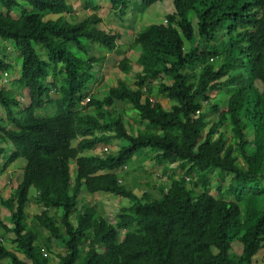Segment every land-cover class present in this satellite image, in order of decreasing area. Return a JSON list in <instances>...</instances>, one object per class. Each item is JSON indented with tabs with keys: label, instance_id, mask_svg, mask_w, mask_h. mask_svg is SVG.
<instances>
[{
	"label": "trees",
	"instance_id": "16d2710c",
	"mask_svg": "<svg viewBox=\"0 0 264 264\" xmlns=\"http://www.w3.org/2000/svg\"><path fill=\"white\" fill-rule=\"evenodd\" d=\"M162 2L109 0L122 21ZM99 3L84 0V9L95 12ZM174 6L166 23L135 37L140 69L129 58L119 64L126 76L134 74V86L119 80L91 98L88 84L105 58L90 57L89 46L114 52L120 35L101 29L96 13L68 21L67 0H0L4 84L16 73L14 62L20 67L19 94L0 89L6 114L0 116V174L18 183L0 199L11 225L0 211V228L14 235L7 242L15 245L8 249L0 238V263L51 264L54 240L66 250L59 264H255L264 248V0H174ZM7 41L18 53L13 63L3 56ZM156 86L173 102L169 109L154 99ZM216 92L229 95L224 109L212 103ZM121 108L136 113L144 127L137 134ZM39 110L45 115L37 116ZM115 141L126 143L115 154L92 153ZM144 150L155 153L165 174L177 172L158 199L148 191L138 197L117 173ZM22 158L21 172L11 175ZM97 193L132 205L112 224L87 204L85 195ZM29 204L40 210L31 222ZM236 242L241 254L233 251Z\"/></svg>",
	"mask_w": 264,
	"mask_h": 264
},
{
	"label": "rangeland",
	"instance_id": "374dc122",
	"mask_svg": "<svg viewBox=\"0 0 264 264\" xmlns=\"http://www.w3.org/2000/svg\"><path fill=\"white\" fill-rule=\"evenodd\" d=\"M69 4L72 6V11L67 13L65 16L68 21L71 22H81L86 17L96 13L102 20V24L99 25V27L106 32H114L116 34L120 35V38L117 41V48L114 52H108L103 47H100L99 45H90L89 46V53L90 57H104L105 61L103 63H100L96 65L95 67V79L89 84V96L92 97H102L103 92L107 91V89L111 87H115L118 85L119 80H125L127 81L131 86H134L135 83V76L134 74H131V76H126L124 73H122L119 70V64L124 58H129L131 61V65L134 69V71H137L140 69V66L137 63V59L139 56V51L134 50L132 47L133 41L137 34L143 30L145 27H147L150 24H164L166 23V15L171 14L175 12V6H174V0H163V2L160 5H153L144 13H139L137 15V18L135 17L134 20L130 21H122L119 18H114L112 14V8L110 6L109 0H99V8L97 11L93 12L92 10H85L84 9V0H67ZM4 12L2 8H0V13ZM15 19L19 17L18 12L12 14ZM52 17V16H51ZM196 23V22H195ZM7 45H11V48L8 50L7 54L3 55L6 57L8 62H13L15 59L18 58V53L14 50V44L11 41L6 42ZM14 47V48H13ZM190 49V46L188 43H186L185 50L188 51ZM8 56V58H7ZM12 62V63H13ZM18 61L14 62L15 64V71L16 73L10 72L9 82L7 84H4L3 80L0 77V89L5 88L6 90H9L12 92L15 96H17L15 93L19 94L17 91V85L16 80L18 78V74H20V67L19 64L16 65ZM6 79V77H3ZM166 83H169L165 81ZM27 91V90H26ZM28 92L22 91V99L21 105L23 107H26V103L28 100L27 96ZM154 99L161 102V104L166 108L169 109L173 102H170L169 100L165 99L158 93V87L156 86L154 89ZM229 95L225 92H216L212 94V103L225 108V102L228 100ZM86 103V102H85ZM83 103V105L85 104ZM52 111L48 113V115H53L55 112L54 107H50ZM42 110L37 111V116H44L45 114L41 112ZM119 113H123L125 116L126 126L130 130V132L137 134L139 129H143L144 127L139 122L138 117L136 116V113L129 112L126 113L125 109L121 108L119 109ZM0 116L5 117V110L0 108ZM216 116H212L211 120L215 119ZM230 138V135H228ZM77 141L73 143V146L76 147ZM125 142H117L115 141L113 145H100L96 150H94L92 153L95 155L103 156L107 153H113L115 154L123 145H125ZM155 155V153H154ZM152 153H148V150H144L141 153L137 154L133 160L129 163V165L119 170L117 173H119L121 184L124 185L127 189L134 191V193L138 197H143L145 192H149L150 195H152L155 199H158L162 196V185H167L171 182V178L173 177V172L177 173L176 171L168 172V174H165L162 165H158L155 161V158ZM26 161L24 159H20L19 162ZM4 161H2L3 163ZM75 165L72 163L71 166V172L74 175L75 174ZM171 169H175L171 168ZM177 169V168H176ZM21 172V167L18 168L17 172H14L13 176L16 174H19ZM23 174V172H22ZM170 178V179H169ZM22 179V175H21ZM16 182L15 178H11L10 175H6L1 173L0 174V199L1 197L9 198L12 189H14L18 183ZM229 179L226 180V185H228ZM6 185V186H5ZM151 185V186H150ZM10 187L11 190L8 189ZM36 194L35 190L30 191V197H34ZM212 194L215 195V191H212ZM5 195V196H4ZM88 199L87 204L89 206L95 207L97 211L103 215L104 218H106L110 223L115 224V219L117 214H119L120 210L123 208H129L131 207L132 203L130 200L125 198H119L115 197L110 194L105 193H97L95 195L86 194L85 195ZM110 199V201H109ZM82 205V204H81ZM80 205V206H81ZM27 212L30 217V222L33 219V217L40 213V210L34 205L29 204L27 206ZM1 211V217L3 220L9 224V217L10 212L6 209L2 208L0 206ZM106 215V216H104ZM8 219V220H7ZM115 222V223H114ZM11 226V225H10ZM42 236L44 238L49 237V234L47 231L41 232ZM120 239L123 240L125 238V231H119ZM0 238H3L4 241H1L2 244L8 248L12 249L15 245L11 244V239L14 238L13 234H5L4 230L0 228ZM12 241V240H11ZM53 251L52 255L48 254L51 264H59V255L66 254L65 247L62 245V243H56L53 240L52 245ZM233 251L236 254H241L242 252V244L240 242H236L233 244ZM264 252V251H263ZM257 259V258H256ZM3 264V263H0Z\"/></svg>",
	"mask_w": 264,
	"mask_h": 264
},
{
	"label": "crops",
	"instance_id": "0c3cea01",
	"mask_svg": "<svg viewBox=\"0 0 264 264\" xmlns=\"http://www.w3.org/2000/svg\"><path fill=\"white\" fill-rule=\"evenodd\" d=\"M263 251H264V248L259 252L258 256L256 257L257 258L256 261L254 260L255 264H264V252Z\"/></svg>",
	"mask_w": 264,
	"mask_h": 264
},
{
	"label": "clouds",
	"instance_id": "9594fccd",
	"mask_svg": "<svg viewBox=\"0 0 264 264\" xmlns=\"http://www.w3.org/2000/svg\"><path fill=\"white\" fill-rule=\"evenodd\" d=\"M94 79H95V78H94ZM94 79H92L91 82H92ZM91 82H90V83H91ZM90 83H89V84H90ZM89 84H88V87H89ZM22 159H23V158H22ZM18 160L20 161V159H18ZM18 160H17V161L15 162V164L13 165L14 167H23V166L26 164V163H24V161L21 160V162H19ZM8 173H10V172H8ZM6 175H8V174H6Z\"/></svg>",
	"mask_w": 264,
	"mask_h": 264
}]
</instances>
